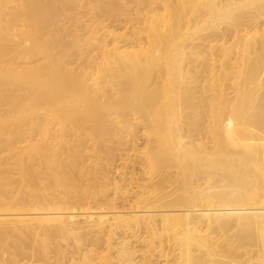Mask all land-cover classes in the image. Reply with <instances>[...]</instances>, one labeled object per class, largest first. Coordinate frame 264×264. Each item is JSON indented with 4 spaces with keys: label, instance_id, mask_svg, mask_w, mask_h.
Returning a JSON list of instances; mask_svg holds the SVG:
<instances>
[{
    "label": "bare ground",
    "instance_id": "bare-ground-1",
    "mask_svg": "<svg viewBox=\"0 0 264 264\" xmlns=\"http://www.w3.org/2000/svg\"><path fill=\"white\" fill-rule=\"evenodd\" d=\"M161 1L138 46L110 48L81 40L74 10L115 14L125 0H0V207L37 210L0 212L15 216L0 217V264L27 248L54 249L57 264H159L170 248V264H264V0ZM140 124L131 211L111 197L79 207L106 192L91 190L101 162ZM77 208L102 212L77 229ZM234 228L254 256L224 242Z\"/></svg>",
    "mask_w": 264,
    "mask_h": 264
},
{
    "label": "rangeland",
    "instance_id": "rangeland-1",
    "mask_svg": "<svg viewBox=\"0 0 264 264\" xmlns=\"http://www.w3.org/2000/svg\"><path fill=\"white\" fill-rule=\"evenodd\" d=\"M125 1H126L125 11L128 14H124V15L121 12H125V11H121L119 13L117 12L115 14L109 13V15H108V13L103 12V11H101V12H94L93 11L91 13V10L90 11L88 10L89 9V3L87 4L86 2H85V9H86L85 13L83 12L84 9L82 7H79L77 10L75 9L74 11H77L79 16L81 15V20H80L81 22H79V23H81L82 25L80 27L78 25V29H79L78 33L80 35L81 40L84 41L85 39H87L89 37V35L91 33H94L95 35L100 36L101 38L105 37V42H107L109 44L108 47H110V48H112L113 47L112 45H115V44L118 46L119 45L124 46L126 44L129 46L131 45L132 47L138 46L139 41H137V40H139L138 36L140 35V33L138 31L139 21L142 20V18L146 19L148 17V15H151L154 12H156V13L160 12V8L162 7L163 2L161 0H157V1L156 0H125ZM159 2L160 3L162 2V4H160ZM156 4H158V5L156 6ZM159 5H160V7H159ZM154 7H155V9H153ZM161 11H162V8H161ZM94 13H96V15H94ZM99 14H100V16H99ZM116 14H117V16H116ZM93 15H94V18H93ZM65 26H69L68 23H66ZM66 30H67L66 33L70 34V27L66 28ZM133 31H134V33L138 32V34L136 33L137 37L135 34H132ZM114 33H119V34H121V36L122 35L123 36L118 37ZM125 35H126V37H124ZM127 36H129V37L127 38ZM135 37L138 39L136 40ZM113 41H115V43ZM95 51H97V50H95ZM80 63H81V61L79 63L73 61V62H71L70 66H75V67L80 68L81 67ZM141 127H142V125L140 124L137 126V129H135L136 132L134 134L136 137L134 140H128V137H125V138H123L122 142L113 144L114 146H118V147L114 151L115 157L112 161L104 158L103 161L101 162L100 171H99V173L96 174V179L93 181L91 190L92 189L95 190L98 187V188H102L103 190L105 189L106 192L103 195H101V194L97 195L94 193H89L87 195V198H85V200H84L85 203L79 205V207H85L86 205H91V206L94 205L95 206V205H100V203H103L102 206L107 207L108 204L106 202L111 197L114 202L116 201L115 202L116 203L115 204L116 210L131 211V210H129L130 209L129 207H130V203H131V199H132L131 195L133 194L132 191L136 192L138 189H137V186L135 185V182L132 183L130 181V178H131L132 172L133 171H139L140 170L139 167L142 166L140 164L141 157L139 156V153L143 151V149L146 145V138H145L146 132ZM207 134H209V132H207ZM207 134H202L201 136L203 138L200 141L206 142L208 140ZM14 141H16V143H14V145L15 144L18 145V144H20L21 140L19 137L14 136L13 142ZM121 152H124V153L129 152L130 155L120 154ZM1 155L2 154H0V157H1ZM121 157H124V158H121ZM2 160L0 159V161H2ZM14 171H16V170H14ZM132 179H133V181L136 180L134 177H132ZM95 196H97V198H99V199H97ZM7 201H9V200H7ZM70 206H72V205H70ZM126 207H128V208H126ZM27 211L36 212L37 210L36 209H32V210H19L18 209V210H16V209H4V208L0 207V212H2V213L27 212ZM69 211L71 213H68V216H67L68 221L71 224H73L74 226H76L77 229H82V228L84 229L86 227V225H87L86 223L91 220L90 218H88V216L91 213H95V215H97L96 214L97 212H102L99 210L93 211L91 209V210L85 211L86 213H84L83 211H81V209H78V208L74 209V210H69ZM103 211H109V210L107 208H104ZM109 215H111V214H109ZM25 216L33 217L36 215H24V217ZM70 216H72V217H70ZM0 217H10L11 218V217H15V216L2 215ZM20 217H23V216H20ZM85 229L88 230L87 227ZM224 232L223 231L220 232V233H223L222 236H224V237L227 235V238H226V240H224V242L225 241L228 242L229 240L231 241L233 239L232 240L233 245L237 247V250L239 253L242 252L240 254H244V256H245L248 253L249 255L248 256L246 255L247 257H250V255L254 256L253 254L255 252L254 251L255 249L253 250L252 247H248L247 248L248 250H247L239 244L240 242H239V239L237 238L235 228L226 231L225 232L226 235H224L225 234ZM108 233L114 234V232H111V231H108ZM230 233H232V235ZM115 234H117V232ZM216 234H218V233L216 232ZM216 234H214V235L216 236ZM125 235L127 236L128 233L124 232L122 234H119V232H118V236L114 235V237L116 236L118 238V240H123V237ZM55 237H56V241H58V240L62 241L61 243L63 245L65 243V245H64L65 247L67 246V248H69V249L72 248L73 244L71 242L66 241V240L64 241L61 238V234H56ZM106 237H108V236H105V240H106ZM93 238H95V233L88 234L87 235V244L89 242H91ZM228 238H229V240H228ZM130 239H131V241H134L135 237L133 236ZM221 240H223V239H221ZM221 240H219V241H221ZM105 243L106 242H103L104 245H102L99 248V250H97L99 252L98 255L99 254H102V255L107 254L109 252L108 250H103ZM230 243L231 242H229V245H230ZM134 244L139 245V247H140L137 254L140 255L141 253L144 252V249L146 247H145V245H142V242L137 241ZM169 245H171V242H169ZM51 249L52 248H50V250L48 251L47 256H45V257L39 256L38 257V256L32 255L33 250L31 248H29V249L27 248L25 254L21 255V257L18 256L17 260L19 259L18 260L19 264H22V263H24V264H26V263H28V264H57L56 254H58V253H55L54 249H52V250ZM146 249H148V248H146ZM51 251H52V253H51ZM157 251L158 250L156 249V253H157ZM244 252H247V253H244ZM54 255H55V257H53ZM176 255H177V253L176 252L174 253V250H172V248H170V251L166 255H162L160 257L155 256L154 259H158L159 264H170L174 261ZM6 256L5 257L8 258V255H6ZM96 260H98V259H96ZM18 261H17V263H18ZM149 263L155 264V262L153 263V262H149L147 260V264H149Z\"/></svg>",
    "mask_w": 264,
    "mask_h": 264
}]
</instances>
